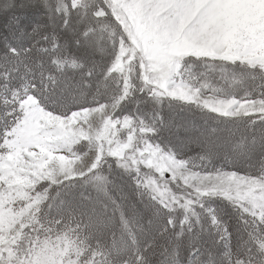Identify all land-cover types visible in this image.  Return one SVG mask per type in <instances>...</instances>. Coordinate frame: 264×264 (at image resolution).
I'll return each instance as SVG.
<instances>
[{"label": "snow or ice", "instance_id": "6c2138e0", "mask_svg": "<svg viewBox=\"0 0 264 264\" xmlns=\"http://www.w3.org/2000/svg\"><path fill=\"white\" fill-rule=\"evenodd\" d=\"M0 20V264H264V0Z\"/></svg>", "mask_w": 264, "mask_h": 264}, {"label": "rangeland", "instance_id": "374dc122", "mask_svg": "<svg viewBox=\"0 0 264 264\" xmlns=\"http://www.w3.org/2000/svg\"><path fill=\"white\" fill-rule=\"evenodd\" d=\"M4 3V0H0V4ZM0 24H3V20H0ZM196 122L199 123L200 122V117L197 116L196 118Z\"/></svg>", "mask_w": 264, "mask_h": 264}]
</instances>
